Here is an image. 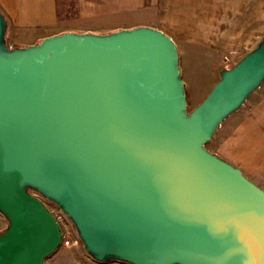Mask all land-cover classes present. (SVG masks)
Wrapping results in <instances>:
<instances>
[{
  "label": "water",
  "instance_id": "water-1",
  "mask_svg": "<svg viewBox=\"0 0 264 264\" xmlns=\"http://www.w3.org/2000/svg\"><path fill=\"white\" fill-rule=\"evenodd\" d=\"M0 12V264H44L69 220L98 264H264V190L205 149L264 82V38L192 111L150 28L11 49Z\"/></svg>",
  "mask_w": 264,
  "mask_h": 264
},
{
  "label": "crops",
  "instance_id": "crops-1",
  "mask_svg": "<svg viewBox=\"0 0 264 264\" xmlns=\"http://www.w3.org/2000/svg\"><path fill=\"white\" fill-rule=\"evenodd\" d=\"M0 12L11 49L68 33L161 32L177 48L188 108L219 81L224 55L237 63L264 38V0H0ZM218 132L215 155L264 190V82ZM5 223L0 215V230ZM44 264L98 263L63 249Z\"/></svg>",
  "mask_w": 264,
  "mask_h": 264
},
{
  "label": "built area",
  "instance_id": "built-area-1",
  "mask_svg": "<svg viewBox=\"0 0 264 264\" xmlns=\"http://www.w3.org/2000/svg\"><path fill=\"white\" fill-rule=\"evenodd\" d=\"M221 63L223 69L226 70H229L230 68L233 67L234 64H236L235 60L230 55H224L222 57ZM43 203L60 227V230L62 232L61 248L62 249L72 248L75 242L72 237L71 224L69 220L53 204L47 203L45 201H43Z\"/></svg>",
  "mask_w": 264,
  "mask_h": 264
},
{
  "label": "rangeland",
  "instance_id": "rangeland-1",
  "mask_svg": "<svg viewBox=\"0 0 264 264\" xmlns=\"http://www.w3.org/2000/svg\"><path fill=\"white\" fill-rule=\"evenodd\" d=\"M228 55V54H226ZM236 63V61H235ZM235 65V64H234ZM233 65V66H234ZM231 69V68H230ZM206 98V97H205ZM194 109V107L192 105L189 106L188 110L189 111H192ZM219 130V129H218ZM218 130L215 132L214 136L212 137V140L205 145V149L212 153L213 155H215L216 153V150H217V147H218V141H219V132ZM216 156V155H215ZM6 224V223H5ZM6 228V225L3 226V229L0 230V233L3 232ZM71 232H72V237H73V240H74V244H73V247L69 249V252L70 253H76L78 255H81L85 260H88V261H92L84 252L83 248H82V245L81 243L79 242L78 238H77V235H76V232L73 228V226L71 225ZM63 250L62 248H60L58 251H61ZM57 251V252H58Z\"/></svg>",
  "mask_w": 264,
  "mask_h": 264
}]
</instances>
